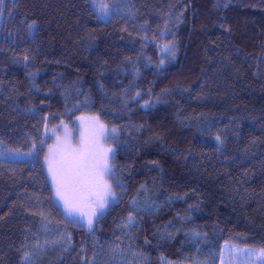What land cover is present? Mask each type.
I'll list each match as a JSON object with an SVG mask.
<instances>
[{"label":"trees","instance_id":"1","mask_svg":"<svg viewBox=\"0 0 264 264\" xmlns=\"http://www.w3.org/2000/svg\"><path fill=\"white\" fill-rule=\"evenodd\" d=\"M87 114L118 196L91 230L44 164L46 130ZM0 148L22 153L0 158V264L264 250V0H0Z\"/></svg>","mask_w":264,"mask_h":264},{"label":"rangeland","instance_id":"2","mask_svg":"<svg viewBox=\"0 0 264 264\" xmlns=\"http://www.w3.org/2000/svg\"><path fill=\"white\" fill-rule=\"evenodd\" d=\"M45 133L52 138L44 164L55 202L67 219L91 230L95 220L118 199L108 178L115 158V148L109 143L108 135L115 134L114 130L108 131L99 115L87 114L77 116L72 122H61ZM21 157L20 151L2 154L0 148V158ZM166 264L182 263L167 261ZM218 264H264V250L225 243Z\"/></svg>","mask_w":264,"mask_h":264},{"label":"crops","instance_id":"3","mask_svg":"<svg viewBox=\"0 0 264 264\" xmlns=\"http://www.w3.org/2000/svg\"><path fill=\"white\" fill-rule=\"evenodd\" d=\"M112 165V164H111Z\"/></svg>","mask_w":264,"mask_h":264}]
</instances>
